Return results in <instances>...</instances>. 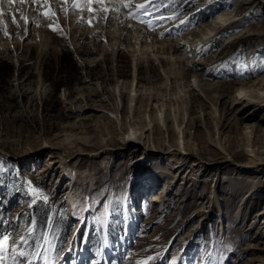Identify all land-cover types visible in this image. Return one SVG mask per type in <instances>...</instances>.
<instances>
[{"label":"rangeland","instance_id":"rangeland-1","mask_svg":"<svg viewBox=\"0 0 264 264\" xmlns=\"http://www.w3.org/2000/svg\"><path fill=\"white\" fill-rule=\"evenodd\" d=\"M74 2L81 10L73 12L70 5L65 13L50 0L28 23L2 17L0 219L14 230L20 225L19 234L43 244L42 256L44 241L50 242L54 264L59 261L52 242L64 216L74 225L63 243L67 255L61 264H80L81 254L85 264H258L264 258V164L248 165L246 152H264V105L236 109L232 97L236 88L257 87L264 79V35L260 43L258 34L264 32V5L258 0L252 5L253 0H157L161 8L143 16L153 22L149 27L128 12L117 25V16L104 20L94 4ZM30 5L17 3L6 12L17 10L14 18L22 20ZM235 7L238 20L201 50L173 47L215 14ZM82 15L91 23L82 22ZM58 28L63 34L53 30ZM247 28L256 35L238 40ZM217 50L221 57L210 62ZM153 96L165 104L161 111ZM115 107L120 112H112ZM166 115L177 131L175 140L156 129L160 141L141 135L144 125L165 126ZM133 122H138L136 134L129 139ZM170 139L185 141L195 154L156 149ZM94 141L110 148L92 151ZM60 143L84 149V160H73L80 172L73 195L78 219L63 191L55 192L62 169L56 167L45 180L40 175L51 151L61 152L54 148ZM181 158L185 168L177 169ZM36 190L47 196L46 203L39 195L33 203ZM38 202L39 212L48 206L42 232L35 216ZM28 227L35 231L29 233ZM88 242L99 249L87 248ZM22 247L31 259L33 251L40 252L26 243Z\"/></svg>","mask_w":264,"mask_h":264},{"label":"bare ground","instance_id":"bare-ground-1","mask_svg":"<svg viewBox=\"0 0 264 264\" xmlns=\"http://www.w3.org/2000/svg\"><path fill=\"white\" fill-rule=\"evenodd\" d=\"M26 1L31 3V5L29 7V10L27 12V15H26V18L28 19V22H31V20H33L34 17L37 18V15L33 11V9H34V7L38 6V4L34 5L32 3V0H26ZM48 1H50V0H48ZM72 1L73 0H67V2L65 3L64 0H60V1L59 0H51L54 9L59 10V11L61 10V5H63V7H65V8L69 7L70 5H72L71 6V8H72L73 7ZM145 1H147V0H140V1L139 0H128V2L130 4L134 3V4H137V5L144 4ZM207 1H211V0H207ZM253 1L254 2H251L249 5L254 4L257 0H253ZM258 1H260L261 5L262 4L264 5V0H258ZM14 4H17V3L14 2L11 6H14ZM92 4H94L93 5L95 7L94 10H96V13H95L96 16L98 18H101L104 15V13L100 12L99 14H97L98 6L95 3V0H93ZM81 5H83V4H81ZM8 7H9V5L7 3H0V9H3L4 18H6V22H13V18L15 16L14 12L17 11V10L14 11V9H13L14 12L11 10V11H8V13H7L6 11L9 9ZM26 7H27V5L24 8H26ZM113 7H119L120 8V12H118V13L117 12H109L107 18H109V16L113 15V20H114L116 18V16H117V20H114L113 22H115V23L117 22L116 23L117 25H118V22L122 24V22H124L126 20V18H125L126 16H124V14H127L128 9L123 7V4L121 3V0H117V1L116 0H105V2L102 5H99V8L111 9ZM236 7L238 8L239 6H236ZM236 7L233 10L234 12H231V13H228V14L227 13H217V15L215 14L210 20H208L207 22H205V23L201 24L200 26H198L199 28L197 30L190 31L186 35H183L179 40H176L174 42L175 44L173 43L174 44L173 47L175 48V47H178V46H186L187 48L194 49V50H197V51L201 50L205 45L210 44V42L212 41V39L214 37L216 38L217 35L219 36L227 28L231 27L233 25L234 20H236V21L238 20L239 17L237 18V16H238L239 13L236 12ZM132 12H133V9H132ZM123 17L125 19H123ZM17 19L18 18H16L15 21ZM16 22H25V19L18 20ZM119 26H123V25L119 24ZM117 28L120 29V27H117ZM112 29H114V28H112ZM246 30L243 31L242 35L239 37L238 40H240L241 38L246 37V36H255L256 35V34H254V32L250 31V28H247ZM117 33L120 34V32H117ZM142 34H143V32H142ZM258 34H259V42L261 43L263 41L262 40V38H263L262 35H264V32H262L261 29H260V31H258ZM138 36H140V35L138 34ZM144 37L145 36H142V38H144ZM117 38H118V36H117ZM231 38L232 37L229 38V41L231 40ZM117 41H119V40L117 39ZM221 53L222 52L220 50L215 51L214 53L211 54V56L209 58V61L210 62L216 61L218 58L221 57L220 56ZM235 91H236V95L234 97H232V105L234 107H236V109H238L239 107H242L244 105L248 106L250 103H255V104L258 103V104H263L264 105V79L261 81V83L257 87L240 86L239 88H236ZM120 93H121L120 94L121 96L125 95L122 92H120ZM153 97H154V99L156 101L154 107L157 108V109H160V111H161L162 110L161 107L165 106V104L162 103V102L160 103V101H158L156 96H153ZM136 98H137V96L136 97L134 96L132 99L135 100ZM109 100L111 101V97L109 98ZM104 102H105V100H104ZM116 111L120 112V109L115 107L114 111H112V112H116ZM110 118H112V117L110 116ZM165 121H166V124L163 127H160L159 124H155L153 126L151 125V127H149L150 124H149V126L144 125L142 127V129H141L142 130L141 135L145 134V137L147 136L146 138L150 139V141L153 142L154 140L152 138H156L155 135L153 134L154 130L156 129L160 134H163V133L168 134L169 137H172V141L175 140V138H177V131L174 128V126L172 125L171 117H167V115H166V120ZM169 121H171V124H170ZM173 121H174V123L179 121V115L177 113L175 115V118H173ZM137 123L133 122L132 125H130V127H128L127 134L129 135V139H132V136L136 134V131L134 132V130H136L135 126H137ZM110 124H111V120H110ZM124 126H125V128H127L126 127V126H128L127 123L125 124V122H124ZM113 127L111 126V128H113ZM113 130L116 131V128L114 127ZM130 130H132V132H130ZM179 135H181V133ZM143 136H141V137H143ZM156 140L160 141L162 139L161 138H156ZM183 140H184V137H183ZM123 141L126 142V138H124ZM172 141L170 139L168 145L164 144L161 147H159L158 146L159 144H158L156 146V149H162L167 154L172 153L174 150H177L180 153L182 152V150H188L189 152H192V153L196 152V151H194L192 149V147L187 146L188 144H186L185 141H181V139L178 142L177 141L172 142ZM73 142L76 143V144H80V143L84 144L83 141L76 140V139H74ZM170 142H172V143H170ZM100 144H101L100 141H94V146H92L91 150L92 151L99 150V152H101V151H106V150H108L110 148V147H107V148L103 149L104 146L100 145ZM114 144L117 145V144H119V142L117 143V141H114ZM99 145L101 147H97ZM76 146L77 145H75L74 147H70L69 144L62 143L60 145V147H54L55 149L56 148L60 149L61 152L59 153L58 156H55V155H53V153H56V152L51 151V154H50L52 156V158L50 159L51 161L48 162V164L43 169L40 170V175H42L43 180H45V179H48V176H50L55 171L56 167L62 169V171H63V173L61 174L62 177L60 175L59 176L60 178L57 179V182L55 184V192L57 191L58 194H59V192H61L60 190L63 191L62 193H64V195H66V199L68 200L69 204L71 205V208H70L71 210L70 211H71L72 215L74 216V218L78 219L77 218L78 212H77V209L75 207V202L73 200V195H74V193L76 191L75 185H76V182H77V181H74V180H77V177L79 176L78 173H80V172H78V169L75 168V166H74L75 164H74L73 160H75V163L76 162H80V161L84 160L85 156H83L84 155V153H83L84 149H76V150H74V148ZM247 146H253V145L248 142ZM248 151L252 152V154H249L250 152H248ZM246 155L249 156L248 162H247L248 165H250V164L251 165H256V164L259 165L258 163H263L264 164V152L263 151H258V149H254L253 148V149L247 150ZM104 158L105 157H103V159ZM182 159L183 158L179 159L178 163L175 164L176 166H179V167H177V169L185 168L186 162L182 161L183 163L180 164ZM65 175L68 176L69 180H67L68 178L65 179ZM170 176H171V174H170ZM74 177H76V178H74ZM59 182H60V184H59ZM64 184H66V186L63 189ZM263 188H264V186H263ZM56 198H58L57 195H56ZM260 213H263V211H261ZM256 261H259L258 264H264V258L260 259V260H256ZM254 262L255 261L253 260L251 264H255Z\"/></svg>","mask_w":264,"mask_h":264},{"label":"snow or ice","instance_id":"snow-or-ice-1","mask_svg":"<svg viewBox=\"0 0 264 264\" xmlns=\"http://www.w3.org/2000/svg\"><path fill=\"white\" fill-rule=\"evenodd\" d=\"M24 3L25 0H0V3H7L9 5V7L14 3ZM64 2L66 3L67 0H64ZM105 2V0H95V3L97 4L98 8H97V14H99L100 12H103L104 15L101 17L102 19H107L108 17V13L109 12H120V8L119 7H113L111 9H107V8H99V5H102ZM32 3L34 5H37L36 7H34L33 11L35 13H39L40 8L43 7L45 4L48 3V0H32ZM84 3L86 4H92L93 0H84ZM121 3L123 4V7L128 9V15L132 18V19H139L142 22L148 23L149 27H152V21H144L143 20V16L144 15H152V12L150 11L152 8L155 9H160L161 8V4L157 2V0H147L146 3L144 4H130L128 2V0H121ZM168 5H164V7H167ZM139 9L137 12L133 13L132 9ZM78 10H81L79 8V4L74 2L73 3V7H72V11L76 12ZM19 11V9H18ZM61 11L63 12H67V9H65L63 7V5H61ZM4 13H3V9H0V26L3 25V17ZM44 15L46 16L47 19H52V15H49L48 12L44 13ZM54 15V14H53ZM21 17L23 19H25V23H28V20L26 17L23 16V13H21ZM175 16H169V17H163L161 16L160 19H175ZM35 19V17L33 18ZM81 21L84 23H88L90 24L91 21L88 19L87 15H82L81 16ZM186 21H182V23H185ZM13 23H16L15 19L13 18ZM49 27H51V25H49ZM56 31H60L61 34H63L62 28H58V29H53ZM8 33L5 31V35H7ZM29 184L31 182H28ZM37 195H39L43 201L46 203L47 202V196L41 192H39V190H36L33 193V203L36 202V198ZM0 203H2V201H0ZM97 222H102V221H97ZM34 223V221H33ZM0 226H2L5 230L3 232H0V264H9V261H11V264H37L38 261H42V264H49V262L47 261L46 258H44L40 253L43 252V244L37 242L34 239H29L28 236H25L23 234H19L21 231V226L17 225V227L15 228V230L7 224V222L0 220ZM14 231L15 233H17L16 235H14ZM27 231L29 233H33L35 231L34 227H28ZM45 243H48L47 240L44 241ZM84 242V241H82ZM28 244L30 248H35V249H40V252H32V256H34V259L29 258V253L23 250L22 245L23 244ZM156 257H149V260L155 259ZM54 264V262H53ZM143 264H147V261L143 262ZM172 264H175V261L172 262Z\"/></svg>","mask_w":264,"mask_h":264},{"label":"trees","instance_id":"trees-1","mask_svg":"<svg viewBox=\"0 0 264 264\" xmlns=\"http://www.w3.org/2000/svg\"><path fill=\"white\" fill-rule=\"evenodd\" d=\"M39 205H41L39 202L35 204V211H36L35 216L37 217V220H38V232H42L46 224V218H47L46 211L48 210V206L47 207L42 206L44 208L43 212H39L38 211ZM7 224L10 225L9 223ZM73 225L74 224L72 222H69L66 216H64L62 220L59 221V227L56 228V230L58 229L59 238L57 239V242H55L54 240L52 242L53 243L52 246L55 245L57 247V251L63 248V243L69 236L71 230L73 229ZM4 230L5 229L2 226H0V232H3ZM90 247H92V249ZM87 248L91 250H97L98 246L94 242H88Z\"/></svg>","mask_w":264,"mask_h":264}]
</instances>
